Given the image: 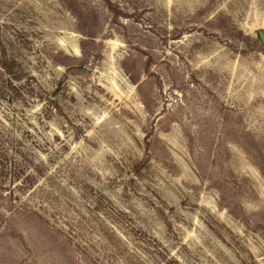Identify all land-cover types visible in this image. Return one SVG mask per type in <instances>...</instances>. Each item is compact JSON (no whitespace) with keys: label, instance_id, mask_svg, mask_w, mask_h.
<instances>
[{"label":"rangeland","instance_id":"374dc122","mask_svg":"<svg viewBox=\"0 0 264 264\" xmlns=\"http://www.w3.org/2000/svg\"><path fill=\"white\" fill-rule=\"evenodd\" d=\"M264 0H0V264H264Z\"/></svg>","mask_w":264,"mask_h":264},{"label":"water","instance_id":"95a60500","mask_svg":"<svg viewBox=\"0 0 264 264\" xmlns=\"http://www.w3.org/2000/svg\"><path fill=\"white\" fill-rule=\"evenodd\" d=\"M258 37H259L261 43L264 46V33L263 32H258Z\"/></svg>","mask_w":264,"mask_h":264}]
</instances>
